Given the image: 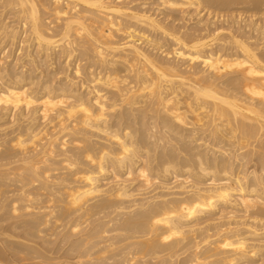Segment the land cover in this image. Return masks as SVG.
I'll return each mask as SVG.
<instances>
[{
    "label": "bare ground",
    "instance_id": "bare-ground-1",
    "mask_svg": "<svg viewBox=\"0 0 264 264\" xmlns=\"http://www.w3.org/2000/svg\"><path fill=\"white\" fill-rule=\"evenodd\" d=\"M249 6L0 0V264H264Z\"/></svg>",
    "mask_w": 264,
    "mask_h": 264
},
{
    "label": "rangeland",
    "instance_id": "rangeland-1",
    "mask_svg": "<svg viewBox=\"0 0 264 264\" xmlns=\"http://www.w3.org/2000/svg\"><path fill=\"white\" fill-rule=\"evenodd\" d=\"M144 1H148V2H149L150 0H144ZM146 4H148V3H146ZM251 7H253V6H251ZM248 8H249V9H247V10H249L248 12H246L247 10H242L243 12H242L241 15H240V17H242L241 19H242L243 21H246V22H247L250 18H251V19L253 18V17H251V13L254 12V11H256L255 9L250 8V6H249ZM222 11H223V13H226L227 10H225V11L222 10ZM229 12H230V11H229ZM190 13H192V12L190 11ZM201 13H203V12H201ZM223 13L221 12V14H223ZM233 13L235 14V11H234ZM248 13H249V14H248ZM204 14H205V13H204ZM252 14H253V13H252ZM185 15H186L185 13H184V14L181 13V15L179 14L178 17H180V16H181V17L184 16V18H185ZM243 15H244V17H243ZM160 16H161V14L159 15V17H160ZM205 16H206V14H205ZM205 16H204V17H205ZM249 16H250V17H249ZM253 16H254L253 20H255V21H259L260 23H263V21H264V14H263L262 16H260V15H259V16H258V15H256V16L253 15ZM257 16H258V17H257ZM181 17H180V19H181ZM248 17H249V18H248ZM184 18H182V19H184ZM191 18H192V17H191ZM185 20H186V19H185ZM185 20H183L184 22H182V20H181V22H182L181 24H184L185 22H187V20H186V21H185ZM190 20H191V21H190L191 23H190L189 21L187 22V23L189 24V26H191V24H192L196 19L193 18V19H190ZM192 21H193V22H192ZM177 23H179V22L177 21ZM254 39H255V38H254ZM162 40H164V39H162ZM162 40H161V41H162ZM164 42H166V40H164V41L161 42V43L164 44L165 46L168 44V45L166 46V48H167V47L169 46V43L166 42V43H167V44H166V43H164ZM1 46H3V44L0 45V47H1ZM165 46H164V47H165ZM7 48H8V47L6 46V47H5V50H6ZM13 48H14V47H13ZM13 48H12V49H13ZM12 49L10 50V48H9V50L12 51L13 53L10 52V51H8V49H7V52H8V53L10 52V53H9V57H10V58H9V57H6V58H9V60L6 59L7 62H6V60L4 59V62H6V64L8 63V61L10 62V60H12V57H13L12 55L14 54V50H12ZM8 53H7L6 55H8ZM16 53H18V52H16ZM11 54H12V55H11ZM15 55H16V54H15ZM15 55H14V56H15ZM16 56H17V55H16ZM16 56H15V57H16ZM82 77L85 78L84 75H83ZM83 78H81V79H83ZM84 86H85V85H84ZM169 179H170V180H169ZM172 179H173V178H171V176H170L168 179H166V182H170V181L172 182V181H173ZM181 255H182V254H178V255H176L175 258H173V262H176V261H177V262L174 263V264H179L178 261H179L180 258L183 256V255H182V256H181ZM175 259H176V260H175ZM173 262H171L170 264H173Z\"/></svg>",
    "mask_w": 264,
    "mask_h": 264
}]
</instances>
